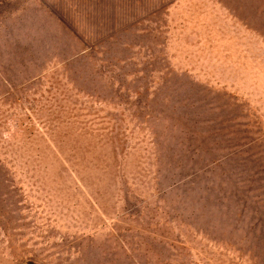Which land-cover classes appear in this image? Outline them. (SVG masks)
<instances>
[{
    "label": "rangeland",
    "instance_id": "rangeland-1",
    "mask_svg": "<svg viewBox=\"0 0 264 264\" xmlns=\"http://www.w3.org/2000/svg\"><path fill=\"white\" fill-rule=\"evenodd\" d=\"M121 13L0 0V264H264V0Z\"/></svg>",
    "mask_w": 264,
    "mask_h": 264
},
{
    "label": "crops",
    "instance_id": "crops-1",
    "mask_svg": "<svg viewBox=\"0 0 264 264\" xmlns=\"http://www.w3.org/2000/svg\"><path fill=\"white\" fill-rule=\"evenodd\" d=\"M95 5L99 3L112 4L115 3L120 7L124 16L133 18L135 14L139 17L151 18L150 25H154L155 20L159 23L165 22L177 10L183 6L198 2H206L208 0H89ZM135 12V13H134Z\"/></svg>",
    "mask_w": 264,
    "mask_h": 264
}]
</instances>
